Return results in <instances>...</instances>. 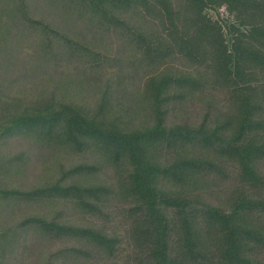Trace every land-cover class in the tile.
<instances>
[{
	"label": "trees",
	"instance_id": "1",
	"mask_svg": "<svg viewBox=\"0 0 264 264\" xmlns=\"http://www.w3.org/2000/svg\"><path fill=\"white\" fill-rule=\"evenodd\" d=\"M0 264H264V0H0Z\"/></svg>",
	"mask_w": 264,
	"mask_h": 264
}]
</instances>
